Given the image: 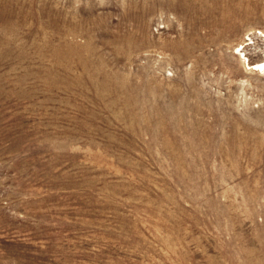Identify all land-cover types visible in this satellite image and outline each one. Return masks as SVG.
Instances as JSON below:
<instances>
[{
	"label": "rangeland",
	"instance_id": "rangeland-1",
	"mask_svg": "<svg viewBox=\"0 0 264 264\" xmlns=\"http://www.w3.org/2000/svg\"><path fill=\"white\" fill-rule=\"evenodd\" d=\"M244 55L264 0H0V264H264Z\"/></svg>",
	"mask_w": 264,
	"mask_h": 264
},
{
	"label": "bare ground",
	"instance_id": "bare-ground-1",
	"mask_svg": "<svg viewBox=\"0 0 264 264\" xmlns=\"http://www.w3.org/2000/svg\"><path fill=\"white\" fill-rule=\"evenodd\" d=\"M243 49H241V51H239V55L242 53ZM238 55V56H239ZM243 63H244V66L252 71H256L257 73L259 71H263L264 72V62H260V63H249V60L246 59V56L244 55L243 56Z\"/></svg>",
	"mask_w": 264,
	"mask_h": 264
}]
</instances>
